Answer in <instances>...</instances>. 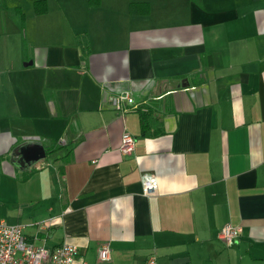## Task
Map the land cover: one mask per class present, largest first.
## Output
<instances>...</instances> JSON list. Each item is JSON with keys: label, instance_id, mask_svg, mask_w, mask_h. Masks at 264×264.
<instances>
[{"label": "crops", "instance_id": "1", "mask_svg": "<svg viewBox=\"0 0 264 264\" xmlns=\"http://www.w3.org/2000/svg\"><path fill=\"white\" fill-rule=\"evenodd\" d=\"M5 2L0 220L37 246L74 244L75 264H264V0H26L22 43ZM125 89L163 134L114 107ZM28 140L56 164H13ZM225 224L241 228L230 245Z\"/></svg>", "mask_w": 264, "mask_h": 264}, {"label": "built area", "instance_id": "2", "mask_svg": "<svg viewBox=\"0 0 264 264\" xmlns=\"http://www.w3.org/2000/svg\"><path fill=\"white\" fill-rule=\"evenodd\" d=\"M113 105L122 113L138 106L129 89L117 92ZM134 141L133 136L124 133L118 148L120 153L130 155L134 149ZM141 184L144 195L154 194L158 186L156 177L148 173L142 174ZM240 232V227L225 224L220 229L219 237L226 245H230L238 238ZM77 253V247L68 242H62L51 249L37 246L25 236L21 224H7L0 220V264H75ZM97 258L99 261L109 260L108 243H102L97 248ZM145 264H155L154 255H150Z\"/></svg>", "mask_w": 264, "mask_h": 264}, {"label": "trees", "instance_id": "3", "mask_svg": "<svg viewBox=\"0 0 264 264\" xmlns=\"http://www.w3.org/2000/svg\"><path fill=\"white\" fill-rule=\"evenodd\" d=\"M98 0H88L89 6H95L97 5ZM34 9L36 14L43 13L45 9V3L44 1H36L34 4ZM14 14L18 17L19 23L21 26L24 25V15L21 12L19 8L14 9ZM82 54L85 55L87 53L86 47H81ZM134 111H138L139 117H140V128H141V135L143 136H158L163 134V128L161 126V122L157 119V117H153V114H151V111L149 108H145L142 105H138ZM58 147L60 145H57ZM54 150L53 146H46L45 147V153L46 155L52 153ZM34 170V169H33Z\"/></svg>", "mask_w": 264, "mask_h": 264}, {"label": "water", "instance_id": "4", "mask_svg": "<svg viewBox=\"0 0 264 264\" xmlns=\"http://www.w3.org/2000/svg\"><path fill=\"white\" fill-rule=\"evenodd\" d=\"M46 156L44 146L36 140H28L13 153L12 163L28 169Z\"/></svg>", "mask_w": 264, "mask_h": 264}, {"label": "rangeland", "instance_id": "5", "mask_svg": "<svg viewBox=\"0 0 264 264\" xmlns=\"http://www.w3.org/2000/svg\"><path fill=\"white\" fill-rule=\"evenodd\" d=\"M5 5L7 7V9H5V10L7 11V14L10 15L11 20H12L11 29H13V28L17 29V31H12L11 30V32L9 34L10 40L12 39L11 41L16 40V42H18V43L21 42L22 43L23 38L26 39L25 33H23L22 28L19 27V25H18V21L16 20L17 17L15 16V14L13 12L14 11L13 9H15L17 7L20 10L21 9L23 10V7L26 8V7L30 6L31 4L26 2V0H6ZM22 10H21V12L24 15V22H25V15L27 16V14H25L26 13L25 10H23L24 12ZM30 22H31V20L29 18L27 23L30 24ZM23 28H25V26ZM23 34H24V36H22ZM56 155L58 156V155H60V153L58 151H56L52 155H50V154L47 155L45 160L49 163V165L52 164V166H53V165L56 164L55 157H54Z\"/></svg>", "mask_w": 264, "mask_h": 264}]
</instances>
